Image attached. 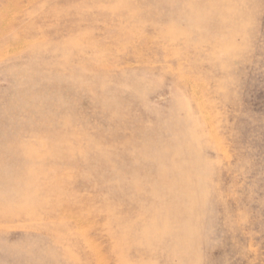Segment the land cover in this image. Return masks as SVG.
<instances>
[{
    "label": "rangeland",
    "instance_id": "obj_1",
    "mask_svg": "<svg viewBox=\"0 0 264 264\" xmlns=\"http://www.w3.org/2000/svg\"><path fill=\"white\" fill-rule=\"evenodd\" d=\"M0 264H264V0H0Z\"/></svg>",
    "mask_w": 264,
    "mask_h": 264
}]
</instances>
